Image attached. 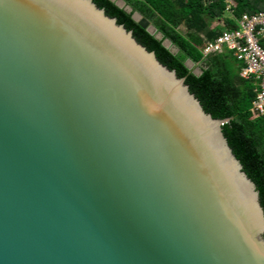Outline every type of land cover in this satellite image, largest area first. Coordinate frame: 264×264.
Masks as SVG:
<instances>
[{
    "label": "water",
    "instance_id": "obj_1",
    "mask_svg": "<svg viewBox=\"0 0 264 264\" xmlns=\"http://www.w3.org/2000/svg\"><path fill=\"white\" fill-rule=\"evenodd\" d=\"M224 125L94 0H0V264H264Z\"/></svg>",
    "mask_w": 264,
    "mask_h": 264
},
{
    "label": "trees",
    "instance_id": "obj_2",
    "mask_svg": "<svg viewBox=\"0 0 264 264\" xmlns=\"http://www.w3.org/2000/svg\"><path fill=\"white\" fill-rule=\"evenodd\" d=\"M123 1L132 8L131 13L111 0H94L107 15L132 31L139 43L155 52L163 65L185 79L206 113L228 121L223 126L224 133L257 183L264 206V114L254 108L256 83L241 77L243 64L232 52L203 55L207 42H213L225 30L236 29L235 19L264 12V0H232L230 11L227 0ZM136 12L162 34V39L134 20ZM218 22L223 24L214 26ZM165 40L178 51L174 53L167 48ZM188 61L198 65L202 73L197 75L189 69Z\"/></svg>",
    "mask_w": 264,
    "mask_h": 264
},
{
    "label": "built area",
    "instance_id": "obj_3",
    "mask_svg": "<svg viewBox=\"0 0 264 264\" xmlns=\"http://www.w3.org/2000/svg\"><path fill=\"white\" fill-rule=\"evenodd\" d=\"M228 3L227 10L230 11L234 3L230 1ZM235 24V30H225L213 42H207L203 55L206 57L226 51L232 52L243 64L241 77L255 81L257 97L254 108L264 114V12L244 14L241 18L235 19Z\"/></svg>",
    "mask_w": 264,
    "mask_h": 264
},
{
    "label": "rangeland",
    "instance_id": "obj_4",
    "mask_svg": "<svg viewBox=\"0 0 264 264\" xmlns=\"http://www.w3.org/2000/svg\"><path fill=\"white\" fill-rule=\"evenodd\" d=\"M228 1L232 2V0H228ZM228 14H230V12H229ZM218 24H219V25H222L223 23H222V22H220V23L218 22L217 24L214 23V26H215V25H218ZM166 44H167L168 47L171 48V50H174V51L176 52L175 47H173L172 45H170L168 42H166ZM191 69L193 70V72H194L195 74H199L200 71H201L200 67H199L198 65H195V64H192V65H191Z\"/></svg>",
    "mask_w": 264,
    "mask_h": 264
}]
</instances>
